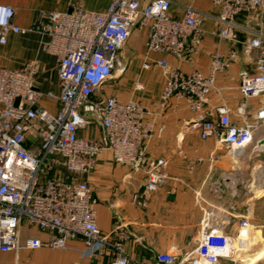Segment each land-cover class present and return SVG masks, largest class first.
<instances>
[{
  "label": "built area",
  "instance_id": "obj_1",
  "mask_svg": "<svg viewBox=\"0 0 264 264\" xmlns=\"http://www.w3.org/2000/svg\"><path fill=\"white\" fill-rule=\"evenodd\" d=\"M210 1L218 8L216 36L233 44L239 32H246L250 36L246 46L256 52L255 72L241 74L238 91L244 98L263 96L264 0ZM170 7V0H111L104 13H95L85 10L82 0H72L69 11H39L34 27L21 29L13 25L14 9L0 5V46L6 44L9 33L33 31L45 36L41 50L56 58L59 82L58 93L44 95L36 88V61L17 69H0L1 252L48 248L80 252L90 264L98 256L110 257L108 264H144L128 251L127 246L139 242V238L126 226L119 224L109 233H102L97 223L98 201L81 177L92 171L102 152L109 151L114 163L144 174L143 194L166 185V161L151 159L147 154L150 141L161 136L164 126L150 120L152 114L140 104L119 102L116 96L103 91L119 69L120 51L135 29L147 30L146 55L165 54L180 61L197 55L203 13L186 6L183 17L175 19ZM243 13L256 15L253 28L237 24L236 17ZM223 58L215 53L206 73H184L171 68L166 59L145 60L142 68L161 69L162 106L174 98L183 101L193 114L182 125L184 133H196L201 140L212 139L238 163L247 149L259 151L257 142L264 137L257 136V132L264 129V106L251 119L244 106L238 108L236 113L242 120L234 124L226 105H212V95L221 92L216 77L227 66ZM44 96L58 103L55 113L40 105ZM93 122L99 125L101 136L95 140L79 136ZM32 133V147H28ZM235 178L234 167L221 173L232 199L239 196ZM132 203L145 205L140 194L133 195ZM228 216L205 213L192 250L156 252L145 264H221L222 260L232 259L235 239L251 230L250 214L242 215L235 228L230 221L234 217ZM26 227L39 229L45 238L23 239ZM72 264L85 263L78 260Z\"/></svg>",
  "mask_w": 264,
  "mask_h": 264
},
{
  "label": "crops",
  "instance_id": "obj_2",
  "mask_svg": "<svg viewBox=\"0 0 264 264\" xmlns=\"http://www.w3.org/2000/svg\"><path fill=\"white\" fill-rule=\"evenodd\" d=\"M82 1L85 10L95 13H104L111 2ZM170 1V13L175 19L183 17L186 6H192L203 13L199 23L201 44L197 55L186 61L165 54L146 55L147 30L135 29L119 54L118 71H122L121 74L116 72L109 86L103 91L105 95L116 96L119 102L134 101L140 104L152 114L150 120L164 126L161 136L150 141L147 154L151 159L162 158L166 161L169 176L166 185L143 194L146 182L144 174L114 163L109 151L102 152L96 158L92 171L81 177L87 181L92 196L98 201L97 223L102 233H109L119 224L126 226L136 239L139 238V242L134 241L127 246L128 251L134 260L144 264L149 263L152 257L145 258L144 250L153 254L171 248L192 250L205 213L214 211L222 218H228V214H231L234 217L230 220L231 225L234 224L235 228L242 215L250 212L253 214L258 206L264 204L263 193L247 198L246 194L239 192V196L232 199L221 180L222 171L233 167L238 184L250 179L245 175L249 166L252 171H256V177L262 174L264 161L261 159L264 148L259 151L247 149L246 154L236 163L212 139L201 140L196 133H184L182 125L193 114L188 111L183 101L174 98L162 106L159 99L163 84L161 69L156 66L142 68L145 60L166 59L171 68L184 73L193 70L206 73L211 57L217 52L221 53L227 66L216 77V84L221 92L212 95L211 103L214 106L226 105L230 109L232 123L240 124L242 118L236 113L238 108L244 106L247 118L251 119L257 109L264 106V95L244 98L237 89L242 73L252 75L255 72L256 52L246 46L250 36L246 32H239L238 41L233 44L219 39L216 36L215 21L218 8L210 0ZM71 2L72 0H0V5L14 9V26L31 29L37 22L39 11L67 12ZM255 16L243 13L235 20L237 24L250 29L254 27ZM44 41L45 36L33 31L24 34L9 33L6 44L0 46V69H17L29 61H36V88L45 95L49 92L58 93L59 82L56 58L41 50ZM138 85L141 86L140 89H137ZM40 105L50 113H55L59 107L58 103L45 96L40 99ZM79 136L95 140L101 136L100 127L93 122L81 130ZM257 136L264 137V129L259 130ZM32 138L33 133L28 136V147H32ZM198 159H202V162H198ZM135 194L142 196L144 206L132 203ZM259 228L264 232V225ZM30 236L45 238V234L35 227L24 228L23 239ZM24 251L33 252L40 261L58 256V264H72L78 260L90 264V260L80 252L48 248L21 249L17 253L0 251V264H20V254ZM135 255L137 256L134 257ZM109 261L110 257L98 256L91 263L108 264Z\"/></svg>",
  "mask_w": 264,
  "mask_h": 264
},
{
  "label": "rangeland",
  "instance_id": "obj_3",
  "mask_svg": "<svg viewBox=\"0 0 264 264\" xmlns=\"http://www.w3.org/2000/svg\"><path fill=\"white\" fill-rule=\"evenodd\" d=\"M261 160L264 161V156ZM251 168L249 166L245 173L246 177L250 178L249 181L246 182L245 180V183L236 186V189L246 194L247 198L256 197L259 193L264 194V177H262L264 172L256 177V171H252ZM251 171L252 174H250ZM261 225H264V204L258 206L253 214L250 212L251 232H243L235 239L233 258L222 260L221 264H264V232L260 231L259 226ZM143 254L145 258H149L153 252L144 250ZM58 260L59 257L54 256L40 261L31 251H24L20 254V264H58Z\"/></svg>",
  "mask_w": 264,
  "mask_h": 264
},
{
  "label": "water",
  "instance_id": "obj_4",
  "mask_svg": "<svg viewBox=\"0 0 264 264\" xmlns=\"http://www.w3.org/2000/svg\"><path fill=\"white\" fill-rule=\"evenodd\" d=\"M116 72H117L116 74H119V75H120L122 71H118V70H117ZM256 148H257V149H262V148H264V140L258 141V142H257V147H256Z\"/></svg>",
  "mask_w": 264,
  "mask_h": 264
}]
</instances>
